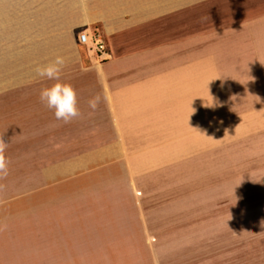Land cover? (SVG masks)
Here are the masks:
<instances>
[{
	"label": "crops",
	"instance_id": "crops-1",
	"mask_svg": "<svg viewBox=\"0 0 264 264\" xmlns=\"http://www.w3.org/2000/svg\"><path fill=\"white\" fill-rule=\"evenodd\" d=\"M84 28L100 29L109 60L78 43ZM57 55L78 117L58 121L42 101L0 107L6 152L28 143V160L52 164H24L15 216L2 209L21 189L12 176L0 199V251L37 250L40 264H111V255L142 264L144 190L197 166L222 225L215 264H264V0H0V97L41 100L56 81L36 68ZM21 121L28 130L11 137L8 126Z\"/></svg>",
	"mask_w": 264,
	"mask_h": 264
},
{
	"label": "rangeland",
	"instance_id": "rangeland-1",
	"mask_svg": "<svg viewBox=\"0 0 264 264\" xmlns=\"http://www.w3.org/2000/svg\"><path fill=\"white\" fill-rule=\"evenodd\" d=\"M96 30L102 34L99 28ZM16 100L20 101L21 106L26 103L32 105L41 102L38 96L32 97L29 92H19L15 94V100L11 97L7 99L6 95L3 98L0 97V107L9 110ZM3 125L4 123L0 121V132L7 131V127ZM8 129L11 137L23 135L28 130L22 121L19 124L9 125ZM28 145V143H16L12 152L5 153L9 156V161L11 154L14 156V160L9 163L8 174L0 177V186L8 182V189L4 186L0 187V199L12 193V176L21 177L18 183L21 189L13 194L12 201L14 203L2 208L7 215L15 216L22 212L24 164L27 166L29 162L28 165L32 172H36L40 167L48 170L47 167L52 166V164H48L49 159L39 158L33 155L34 153L28 160ZM32 145L31 149L37 147L38 143ZM59 162L63 163L65 160H59ZM174 170L175 173L158 175L157 183L149 184V188L144 190L148 219L150 220L149 224H144V229L151 232L150 235L148 233L150 236L148 239L144 238L142 264H215L217 246L215 232L221 230L222 225L219 224V228H216L215 219L219 209L215 206L214 192L209 194L208 191L201 189L197 166L191 167L189 174L179 172L178 168ZM31 175V180H33L34 174ZM38 187L32 188V191ZM254 196H261V193L255 190ZM31 198L35 199L36 197L32 196ZM21 216L22 214H20ZM225 225L227 224L223 225V230ZM11 241L13 240L6 238L2 243L7 244ZM19 241L22 245L21 240ZM220 241L219 239L218 242ZM28 246L35 248L37 243L35 242V247L30 244ZM12 250L13 252L8 247L1 249L0 264H40L42 256L39 257L37 250L24 253L21 246L15 251ZM147 250L152 253L149 254ZM107 257L106 262L115 264L112 255ZM124 257L122 256L121 261L116 262H124Z\"/></svg>",
	"mask_w": 264,
	"mask_h": 264
},
{
	"label": "clouds",
	"instance_id": "clouds-1",
	"mask_svg": "<svg viewBox=\"0 0 264 264\" xmlns=\"http://www.w3.org/2000/svg\"><path fill=\"white\" fill-rule=\"evenodd\" d=\"M65 63L66 58L62 55H57L52 62L37 67L36 72L42 78L56 81L51 87L41 90L40 98L48 108L54 110L56 120L68 123L79 116V110L76 90L71 84L63 83L60 80V72ZM99 102L100 97L97 96L89 101V105L95 110ZM7 148L8 143L0 136V177L6 176L9 172L10 162L5 155Z\"/></svg>",
	"mask_w": 264,
	"mask_h": 264
},
{
	"label": "built area",
	"instance_id": "built-area-1",
	"mask_svg": "<svg viewBox=\"0 0 264 264\" xmlns=\"http://www.w3.org/2000/svg\"><path fill=\"white\" fill-rule=\"evenodd\" d=\"M78 43L85 47L89 56L99 62H105L112 57V52L104 36L96 29L84 28L77 33Z\"/></svg>",
	"mask_w": 264,
	"mask_h": 264
}]
</instances>
